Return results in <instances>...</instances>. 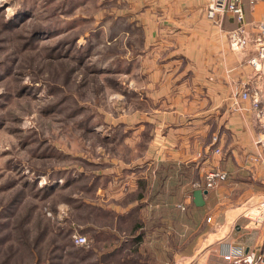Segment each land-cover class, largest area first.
<instances>
[{
	"label": "rangeland",
	"instance_id": "374dc122",
	"mask_svg": "<svg viewBox=\"0 0 264 264\" xmlns=\"http://www.w3.org/2000/svg\"><path fill=\"white\" fill-rule=\"evenodd\" d=\"M202 2L0 0V264L188 261L187 245L183 255L163 256L161 233L144 240L153 229L147 218L158 215L152 208H142L146 223L133 231L124 205L148 192L126 193L125 183L129 171H144L150 122L167 113L153 111L142 57L171 55L157 45L188 31ZM262 93L247 97L260 124ZM78 234L86 243H76Z\"/></svg>",
	"mask_w": 264,
	"mask_h": 264
},
{
	"label": "crops",
	"instance_id": "0c3cea01",
	"mask_svg": "<svg viewBox=\"0 0 264 264\" xmlns=\"http://www.w3.org/2000/svg\"><path fill=\"white\" fill-rule=\"evenodd\" d=\"M244 9L246 26L257 36V24L264 21V0L255 5L245 0ZM191 19L194 24L188 31H175L169 43L157 45L170 47L171 55L142 57L153 111L167 113L164 122H150L155 133L144 171H129L130 182L125 183L126 193L145 186L148 196L143 193L128 201L124 209L132 215L135 232L145 222L146 216H139L146 211L143 207L157 212L147 218L153 229L143 237L161 233L163 256L183 255L187 245L184 264H232L227 254L257 257L264 252V205L253 209L260 216L241 212L248 209L249 200L264 196V147L257 142L264 124L258 122L251 98L242 97L247 88L263 91L264 96V70L257 71L250 62L257 44L245 51L230 47V30L238 25L233 14L215 22L202 8ZM170 110L173 113L168 114ZM259 152L263 160H255ZM210 170H225L229 179L207 188ZM198 188L208 191L202 206L193 198ZM212 256L219 261L208 262Z\"/></svg>",
	"mask_w": 264,
	"mask_h": 264
},
{
	"label": "built area",
	"instance_id": "2783aa9c",
	"mask_svg": "<svg viewBox=\"0 0 264 264\" xmlns=\"http://www.w3.org/2000/svg\"><path fill=\"white\" fill-rule=\"evenodd\" d=\"M207 8L208 17L215 22H221L222 16L231 13L235 16L238 25L229 33V44L233 50L240 51L247 48L250 44L254 43L258 45V51L250 58L251 64L254 68L261 72L264 70V21L257 24L260 32L257 36H253L250 30L246 26V16L244 9L245 0H204ZM251 5H255L262 0H248ZM251 96L250 89L247 88L242 92V97L247 98ZM255 106L258 108L260 103V96L256 93L253 96ZM262 111L259 112L261 114ZM260 141H264L261 139ZM216 152H221L220 148L216 149ZM257 156L255 160H259ZM229 172L225 170H210L206 174L207 188H214L219 186L222 181L229 179ZM264 205V202L262 203ZM259 213V210H256ZM256 216H260L256 214ZM87 238L81 234L75 236L77 244L86 243ZM228 260H235L237 264H253L254 262L264 263V252L257 257L255 256H243L242 254H227L225 256ZM250 258V260H249Z\"/></svg>",
	"mask_w": 264,
	"mask_h": 264
},
{
	"label": "water",
	"instance_id": "95a60500",
	"mask_svg": "<svg viewBox=\"0 0 264 264\" xmlns=\"http://www.w3.org/2000/svg\"><path fill=\"white\" fill-rule=\"evenodd\" d=\"M245 49L240 50V51H245ZM207 190H203L201 188H198L196 190H194L193 192V198H194V202L196 205L198 206H202L205 204V200H204V195L207 193ZM264 202V196L261 197H254L251 200H249L247 202V206H253V205H257L259 203H263ZM244 210L241 209V212H243Z\"/></svg>",
	"mask_w": 264,
	"mask_h": 264
},
{
	"label": "bare ground",
	"instance_id": "6f19581e",
	"mask_svg": "<svg viewBox=\"0 0 264 264\" xmlns=\"http://www.w3.org/2000/svg\"><path fill=\"white\" fill-rule=\"evenodd\" d=\"M250 260V259H249Z\"/></svg>",
	"mask_w": 264,
	"mask_h": 264
}]
</instances>
